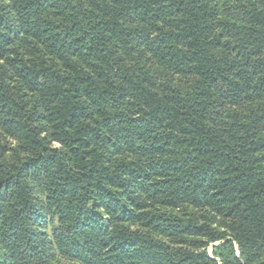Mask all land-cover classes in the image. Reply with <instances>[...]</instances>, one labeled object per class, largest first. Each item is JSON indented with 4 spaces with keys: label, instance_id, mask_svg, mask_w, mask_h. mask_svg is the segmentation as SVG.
Instances as JSON below:
<instances>
[{
    "label": "trees",
    "instance_id": "trees-1",
    "mask_svg": "<svg viewBox=\"0 0 264 264\" xmlns=\"http://www.w3.org/2000/svg\"><path fill=\"white\" fill-rule=\"evenodd\" d=\"M0 264H264V0H0Z\"/></svg>",
    "mask_w": 264,
    "mask_h": 264
},
{
    "label": "rangeland",
    "instance_id": "rangeland-1",
    "mask_svg": "<svg viewBox=\"0 0 264 264\" xmlns=\"http://www.w3.org/2000/svg\"><path fill=\"white\" fill-rule=\"evenodd\" d=\"M211 246H212V245H208V246H207V250H208L209 254H211Z\"/></svg>",
    "mask_w": 264,
    "mask_h": 264
}]
</instances>
